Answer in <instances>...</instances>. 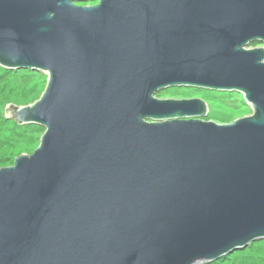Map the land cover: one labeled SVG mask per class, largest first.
<instances>
[{
  "label": "water",
  "instance_id": "water-1",
  "mask_svg": "<svg viewBox=\"0 0 264 264\" xmlns=\"http://www.w3.org/2000/svg\"><path fill=\"white\" fill-rule=\"evenodd\" d=\"M0 66L47 74L7 109L45 130L0 168V264H203L264 239V0H0ZM182 86L251 113L157 94Z\"/></svg>",
  "mask_w": 264,
  "mask_h": 264
},
{
  "label": "rangeland",
  "instance_id": "rangeland-1",
  "mask_svg": "<svg viewBox=\"0 0 264 264\" xmlns=\"http://www.w3.org/2000/svg\"><path fill=\"white\" fill-rule=\"evenodd\" d=\"M42 73L43 76L40 79H36V84L33 85L30 83V85L24 86L21 83L19 84V82L17 81L9 83L5 82L0 85V92L8 91L10 92L9 94L12 95L13 98L12 100L10 98L11 101H6L7 103L4 107L6 117L11 118L9 116L10 112L7 113V109L12 106H15V103L25 102L24 104H26L29 102L36 101L41 96L47 82V74L44 72ZM157 94L211 97V110H207V114L204 117L208 119L234 121L239 117L251 113V107L244 100L242 93L238 91H227L228 97L222 98L220 97L219 90H213L208 88L196 89L195 87L182 86L170 87L168 90H162ZM10 95L3 98H8L10 97ZM39 142L40 140H38V142H35V140H27L25 142L15 143L11 147L6 148L4 151L0 152V168L12 165L14 163L15 158L22 153H32L38 147Z\"/></svg>",
  "mask_w": 264,
  "mask_h": 264
},
{
  "label": "trees",
  "instance_id": "trees-1",
  "mask_svg": "<svg viewBox=\"0 0 264 264\" xmlns=\"http://www.w3.org/2000/svg\"><path fill=\"white\" fill-rule=\"evenodd\" d=\"M257 44H260V42L251 43V45ZM42 76L43 73L41 71L32 68H6L0 66V85L5 82L14 81L24 86H28L30 83L33 85L36 84V79H40ZM9 93L8 91L0 92V152L18 142H25L27 140L38 142L45 129L39 124H21L12 118L6 117L4 108L7 103L6 101L10 100V98L11 100L13 99ZM8 95L10 97L3 98ZM220 97H228L227 91H220ZM203 264H264V239L256 240L243 248L234 250L229 254L222 255Z\"/></svg>",
  "mask_w": 264,
  "mask_h": 264
},
{
  "label": "flooded vegetation",
  "instance_id": "flooded-vegetation-1",
  "mask_svg": "<svg viewBox=\"0 0 264 264\" xmlns=\"http://www.w3.org/2000/svg\"><path fill=\"white\" fill-rule=\"evenodd\" d=\"M94 1V0H93ZM98 1V0H97ZM88 2V1H87ZM98 3V2H97ZM97 3H95V4H97ZM80 5H82V4H80ZM84 5H88V4H84ZM91 5H94V4H91Z\"/></svg>",
  "mask_w": 264,
  "mask_h": 264
}]
</instances>
